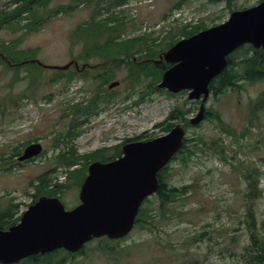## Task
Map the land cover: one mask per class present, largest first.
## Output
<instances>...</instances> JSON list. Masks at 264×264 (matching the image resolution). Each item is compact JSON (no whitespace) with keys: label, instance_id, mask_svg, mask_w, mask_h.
<instances>
[{"label":"rangeland","instance_id":"374dc122","mask_svg":"<svg viewBox=\"0 0 264 264\" xmlns=\"http://www.w3.org/2000/svg\"><path fill=\"white\" fill-rule=\"evenodd\" d=\"M5 1H1L0 7H5ZM126 1V5L113 7L98 18L116 14L128 22L123 38L147 35L149 40L158 38L162 48L169 42L170 31L180 34L182 26L189 23L210 28L227 21L231 10L251 8L263 0ZM69 3L70 0H54L48 9L57 10ZM93 11V6L84 4L68 13L54 14L39 31L30 34L23 28L4 29L0 31V42L23 37L20 49L28 52L24 58H35L46 66H64L81 55L83 44L74 40L72 34L91 21ZM34 49L39 52L33 54ZM242 52L240 50L234 57H240ZM97 62L78 63L81 69L84 64L92 66ZM71 69L75 70V66ZM113 70L115 78L111 82L120 81L121 85L112 91L108 89L109 83L104 88L109 92L118 91V94L110 104H103L97 115L89 117L88 122L85 117H79L78 130L83 133L74 138L68 137L75 119L70 110L73 105L90 99L92 80L50 83L49 78L58 70L44 68L41 77L35 79L32 74L39 71L35 66L25 65L15 72L0 64V209L15 199L22 203L19 214L24 213L33 202L35 189L31 182L37 185L36 178L54 167L57 168L55 177L60 183L65 182L66 168L58 166L55 159L61 151L67 152L72 147L78 154L87 155L115 147L127 139L157 138L166 134L165 124L168 125L167 119L174 110L182 109L188 120L199 112L200 102L189 100L188 92L170 93V96L157 93L138 103L141 89L127 90L126 68ZM242 85L243 89L230 90L218 101L211 94L207 103V108L219 111L226 125L237 135L223 133L216 121L205 120L200 127L188 129L187 136L213 140L216 142L214 148L197 150L188 167L181 161L170 164L168 180L171 184L195 185L187 199L171 204L167 218L159 213L152 231L137 228L120 242H106L105 246L114 248V252H104L100 248L102 243L95 240L87 245L85 255L69 264H259L249 261H254L260 253L255 250L248 253L245 249L250 244L244 225L245 185L240 183L236 168L244 163L259 167L264 173V109L256 116L250 109V101L264 91V81H245ZM251 119L254 127L250 125ZM170 123L181 124L178 120ZM61 135L64 138L56 146V139H61ZM36 141L43 146V153L36 160L20 166L16 164L18 157L5 161L18 150L22 152L27 143ZM217 146L226 148L229 161L221 158ZM80 165L77 168H81L83 162ZM260 187L263 198L256 205V221L264 235L261 227L264 224V178ZM80 189L73 180L71 187L65 190L61 201L67 210L79 205Z\"/></svg>","mask_w":264,"mask_h":264},{"label":"trees","instance_id":"16d2710c","mask_svg":"<svg viewBox=\"0 0 264 264\" xmlns=\"http://www.w3.org/2000/svg\"><path fill=\"white\" fill-rule=\"evenodd\" d=\"M0 0V4H1ZM54 0H7L3 2L5 7H0V31L4 29H24L27 34L37 32L40 28L57 13H68L75 7L80 5H91L94 7L92 19L90 22L79 26L72 34L74 40H80L83 44L81 55L76 59V62L84 61L88 63L92 60L98 62L91 67H87L84 71L71 69L63 72L58 71L48 82L50 83H71L76 79L79 80H92L93 84L91 88L92 96L88 100H83L71 107L70 113L75 119L69 129L68 137H78L83 131L79 128V117H85L88 122V118L97 115L100 111V107L103 104H110L118 91L109 92L104 87L110 83L114 78L113 69H121L125 67L127 70V77L124 79V83L128 84L127 90L141 89L139 102H144L152 95L157 93H166L172 95L163 89H159L157 86L162 80L163 74L167 71L171 65L164 61H159L160 56L170 49L173 45L182 39L189 38L196 33L207 29L204 24L191 25L186 24L181 28L180 34H172L171 31L169 42H166L164 47L160 48L158 38L148 39L147 35L137 36L133 38H123V34L128 29V22L124 19H120L118 15L112 14L108 18H98L105 11H111L113 7L119 8L126 5L125 0H70L68 5L59 7L57 10H49V5ZM231 12H234L231 10ZM29 19H32L28 22ZM23 42V37H18L11 42H0V55H3L10 64L3 58H0V64H3L7 70H14L19 72L25 65L35 66L39 69L38 73L32 77L35 79L40 78L44 68L37 64H22L25 61L35 59L24 58L28 52L22 51L20 46ZM159 48V49H157ZM243 50L242 57L230 58V67L225 69L224 72L211 83V94L215 100L225 95L228 91H240L243 89V82H260L264 81V50L255 49L251 45L243 46L239 49ZM33 54L38 53L39 49L31 51ZM236 56V55H235ZM1 57V56H0ZM236 58V59H235ZM82 59V60H81ZM96 70V71H95ZM95 71V72H93ZM100 81V84H97ZM186 92H182L184 94ZM130 97V96H128ZM253 101V102H252ZM251 111L256 116L259 110L264 109V91L260 96L252 100ZM136 102V104H138ZM186 112L178 108L168 117V125L165 124V132H169L175 125L170 123L171 121L178 120L187 131L190 128H196L190 124V120L185 117ZM207 121H216L221 126L223 133L234 135L231 128L226 125L219 111L208 107L206 110ZM84 121V122H86ZM201 125V124H200ZM197 126V127H200ZM250 125L255 126L253 120H250ZM248 132V129L245 130ZM237 135V134H235ZM234 135V137H235ZM241 136H244L242 134ZM64 135H61V139H56V146H59ZM143 139L138 137L135 139L124 140L121 144L115 147L103 148L87 155L78 154L74 148H69L68 151H61L55 159L58 161V166L66 168L65 182H59L55 177L57 168L45 172L44 174L36 178L37 185L31 182V186L34 187L35 193L33 195V203H35L40 197H58L61 199L65 190L71 187L73 180L81 187L86 176L89 165L94 161L108 162L115 160L122 156V146L131 141H138ZM153 139V138H149ZM148 140V139H147ZM197 141V143H195ZM29 144V143H27ZM201 144L202 147H199ZM216 142L213 140H205L202 137H186L184 140V146L182 150L173 158L171 163L181 161L185 167H188L192 162L193 157L197 154V150L209 149L212 150ZM218 152L222 156L224 161L228 160V154L224 146H217ZM21 150H18L14 155L6 158L5 161L13 160L21 154ZM227 154V155H226ZM36 159H32V162ZM83 166L77 168V166ZM20 166V163H16ZM171 167L168 165L159 174V189L152 198L145 200L141 207L140 213L137 217V222L134 229L150 230L154 227L153 222L161 214L163 218H167L169 207L171 204L178 202L182 199H187V195L192 192L195 185H183L181 187L171 184L168 180L169 171ZM238 177L240 183L245 185V222L248 232V238L250 244L246 247L248 253L259 252V255L254 257V261L249 263L264 264V235L261 230L257 228L256 221V205L258 201L263 198V190L261 189V180L264 178V173L259 167L254 165H245L241 163L237 168ZM55 181V182H53ZM189 198V197H188ZM156 204V207L155 205ZM22 203L17 202L15 199H11L8 205L0 209V230H8L12 226L18 224L21 215L20 208ZM160 213V214H159ZM264 228V224L261 225ZM127 238V237H126ZM125 239V238H124ZM123 240V239H122ZM95 241V240H94ZM103 245L100 247L104 252H114L115 249H111L105 246L106 242H120L121 240L112 241L107 238L98 239ZM88 245V244H87ZM87 245L78 253H69L65 250H58L46 255L32 256L24 261L22 264H69L78 256L85 255Z\"/></svg>","mask_w":264,"mask_h":264},{"label":"water","instance_id":"95a60500","mask_svg":"<svg viewBox=\"0 0 264 264\" xmlns=\"http://www.w3.org/2000/svg\"><path fill=\"white\" fill-rule=\"evenodd\" d=\"M244 45L264 50V0L234 11L222 24L182 39L160 56L159 61L171 67L164 72L158 88L172 94L188 91L189 100L200 102L199 112L190 118L192 126L205 121L211 83L228 67L230 55ZM22 64L58 71H68L74 65L80 70L76 61L58 67L36 59ZM87 66L83 65L81 71ZM120 85V81H113L108 89ZM186 136L185 128L178 124L157 138L126 143L123 155L116 160L92 162L80 189V204L72 210L57 197H40L18 224L0 230V264H18L57 250L78 253L95 239L126 238L145 200L156 195L160 172L182 150ZM42 152L41 143H32L18 162L34 159Z\"/></svg>","mask_w":264,"mask_h":264},{"label":"flooded vegetation","instance_id":"af4514ba","mask_svg":"<svg viewBox=\"0 0 264 264\" xmlns=\"http://www.w3.org/2000/svg\"><path fill=\"white\" fill-rule=\"evenodd\" d=\"M112 1H114V0H110V2H112ZM126 1V0H125ZM240 49V48H239ZM239 49L237 50V51H235L231 56H230V58L232 57V56H235L238 52H239ZM236 59V58H235ZM230 65H231V63H230V59H229V65H228V68L230 67ZM38 141H36V142H34V143H37ZM31 143H29L28 145H30ZM28 145H26V147L28 146ZM25 147V148H26ZM24 148V149H25ZM24 151V150H23ZM23 151H22V153L20 154V156L23 154ZM19 157V156H18Z\"/></svg>","mask_w":264,"mask_h":264}]
</instances>
